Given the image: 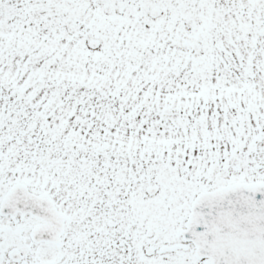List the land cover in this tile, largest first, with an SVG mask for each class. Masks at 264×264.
<instances>
[{
	"label": "snow or ice",
	"instance_id": "obj_1",
	"mask_svg": "<svg viewBox=\"0 0 264 264\" xmlns=\"http://www.w3.org/2000/svg\"><path fill=\"white\" fill-rule=\"evenodd\" d=\"M0 264H264V0H0Z\"/></svg>",
	"mask_w": 264,
	"mask_h": 264
}]
</instances>
